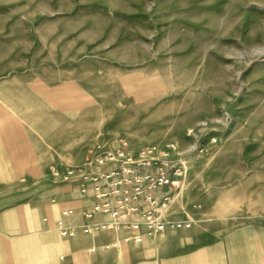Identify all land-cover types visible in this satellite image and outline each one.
<instances>
[{"label":"rangeland","instance_id":"1","mask_svg":"<svg viewBox=\"0 0 264 264\" xmlns=\"http://www.w3.org/2000/svg\"><path fill=\"white\" fill-rule=\"evenodd\" d=\"M263 49L264 0H0V211L15 243L51 171L123 138L179 167L162 216L191 220L217 255L190 264H264Z\"/></svg>","mask_w":264,"mask_h":264},{"label":"crops","instance_id":"2","mask_svg":"<svg viewBox=\"0 0 264 264\" xmlns=\"http://www.w3.org/2000/svg\"><path fill=\"white\" fill-rule=\"evenodd\" d=\"M51 174L53 177H50L48 182L54 187L49 190V195H45L40 189L35 200L24 205L30 221L22 223L26 231L23 230V233L17 236L22 242L15 243L16 222L8 221L13 217V209L5 208L0 211V264H19L18 261L21 264H30L32 253H35L34 256H42L45 264H162L176 259H183L190 264L217 256L204 253L213 242L193 233L196 230L194 226L186 229L168 228L159 234L150 233L144 227L141 230L142 243L126 242L125 238L132 234L128 229L118 231L101 228L86 234L84 229L90 224L99 226L113 222L111 215L98 214L91 219L86 217V212L98 203L95 183L83 179H59L52 171ZM4 198L2 207L14 203V199L9 196ZM64 209L74 212V237L64 238L57 231V221ZM127 219L142 220L143 217L141 214H133ZM115 242H118L119 246L110 247ZM166 243L167 248H164L163 244ZM214 244L221 250V240ZM17 246H21L19 248L23 251L21 259L16 257ZM96 248L98 250L93 251ZM196 249L201 252L197 253Z\"/></svg>","mask_w":264,"mask_h":264},{"label":"built area","instance_id":"3","mask_svg":"<svg viewBox=\"0 0 264 264\" xmlns=\"http://www.w3.org/2000/svg\"><path fill=\"white\" fill-rule=\"evenodd\" d=\"M117 141L118 147L110 141L95 144L90 149L87 167H70L66 174L60 170L54 172V176L59 179H83L95 183L98 203L86 212L87 218L91 219L98 214L113 217L112 223L86 226L85 233L90 234L101 228L118 231L128 229L132 234L125 241L142 243L141 230L144 227L154 234L163 233L168 228L192 227L191 220H168L162 216L168 208L171 195L180 186L176 179L180 169L170 154L156 144L134 151L127 139L120 138ZM168 148L174 150L176 147L169 145ZM106 179L108 182H104ZM73 213L71 209H64L57 221V231L64 238L76 235ZM133 214H141L143 219H127ZM118 246V242L110 245Z\"/></svg>","mask_w":264,"mask_h":264},{"label":"bare ground","instance_id":"4","mask_svg":"<svg viewBox=\"0 0 264 264\" xmlns=\"http://www.w3.org/2000/svg\"><path fill=\"white\" fill-rule=\"evenodd\" d=\"M264 52V49L262 50ZM185 163V162H184ZM177 195V193H174L173 195H171L170 199L175 197ZM167 211V210H166Z\"/></svg>","mask_w":264,"mask_h":264}]
</instances>
